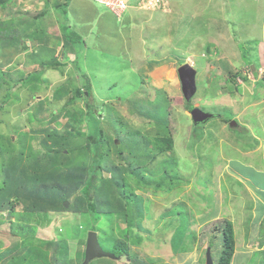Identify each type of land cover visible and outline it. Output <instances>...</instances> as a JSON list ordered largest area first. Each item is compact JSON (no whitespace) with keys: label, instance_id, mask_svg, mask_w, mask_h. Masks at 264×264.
Segmentation results:
<instances>
[{"label":"rangeland","instance_id":"rangeland-1","mask_svg":"<svg viewBox=\"0 0 264 264\" xmlns=\"http://www.w3.org/2000/svg\"><path fill=\"white\" fill-rule=\"evenodd\" d=\"M31 1L35 2L36 0H0V89L7 86L13 79L16 82L22 81L23 84L25 81L27 85H29L27 81L30 79H41L40 71L33 76H29L30 71L26 69H19L20 71L17 73H13L16 69L11 67L1 69L3 66L8 65V62H13L12 65L15 68L24 67L23 58L26 52L23 42L30 40V38L32 39L40 32L37 26L29 25L30 19L41 17L44 18V20L41 19L42 22L52 23L48 15L49 12L47 15H42L45 10L53 9L51 2L43 0L38 4L36 3L37 6L34 7L35 5L30 4L33 3ZM133 1L135 3L131 5V8L135 7L138 11L133 13L136 14L133 18L136 24H134L135 27H131V31L133 29L137 30L136 32L139 34L145 32L148 25L151 27L150 24L152 22H156V20L153 21L152 19L153 17L156 18L157 14L160 13L158 18L162 19V15L169 13L168 6L163 5L162 2L157 6H153L152 3L147 5V0H138L140 5L136 7V0ZM6 4L11 6L4 9L7 6ZM35 11H37V15H35ZM22 13H25V15ZM122 16L119 18H122ZM249 17L248 15L244 19L250 21ZM56 23L59 24V22ZM58 28V32H61L60 24ZM141 29L142 31H140ZM148 30H151V28ZM154 30L157 34L167 35L164 28L156 27ZM55 31H57V27L51 26L49 32ZM235 31L236 29L231 26V37L234 38L236 43L243 41L242 32ZM29 34L31 35L29 36ZM182 35L177 31V34L171 39L180 41L183 38ZM135 37L137 38V36L131 34V38ZM159 37H157L159 41L157 46L159 47L160 45L161 48L150 45L149 49L147 47L142 49L138 41H134V51L137 52V56L143 58L142 61L139 58L138 64L134 63L135 52H130L132 57L128 60L121 48H117V51H119L117 53L110 49L104 59L95 58L86 70L84 69L87 60H79L80 65L78 64L79 68H76V70L86 72L89 76L87 75L85 80V75L79 76V72L77 76L80 80L77 81L75 77L77 86L86 85L87 88H91L93 98L90 99L91 103L89 105L91 107L86 111L83 128L78 125L79 122L77 120L80 111H84L87 107L83 99H77L79 96L75 92H69L65 98L57 100L52 99V95L47 96L43 101L44 113L42 114V111L37 113V105L40 101L35 97L36 94H33V98L29 97L31 91H27L26 95H23L24 93L20 89L22 84H17L16 92L7 88L5 94L0 96V185L5 166L10 164L12 159L20 152L22 146H24V161L22 165L29 174H34L33 166L35 163L39 162L40 159L48 158V156L49 158H55V166L60 169L69 168L70 165L89 166L91 164L90 155H79L78 150L83 145L87 146V134L100 139L101 130L106 127L105 132L112 136L113 144L112 141L107 146L104 144L103 147L105 149H108L110 145L114 149L113 155L117 151L116 147H121L122 150L128 147L133 152H128L126 148L127 151H123L125 154L123 157L126 160L114 158L115 161L112 162V165L114 164L121 168H126L129 162L133 164L136 158L135 154L145 155L150 152L146 148V139L139 136L132 137L134 132H140V134L147 135L146 137L148 138L151 136V139L156 142L166 137H171L173 141L176 140L177 149L175 151L167 149L166 152L158 155L156 154L158 151H153V155L157 156L143 168L146 175L161 170L160 174L172 177L173 180L176 176L178 179L175 182V187L173 189H156L154 185L152 187H141L130 176L131 174L128 175L126 173L127 183L133 189L136 197L133 201L134 206L128 208L125 217L119 214L114 216L110 212L111 208L117 209L118 205L109 207L104 205L103 210H101L102 213L95 217H90L87 213L73 214L62 212L57 214L49 213L48 215L41 212L31 213V208H29L26 200L11 196L6 203V208L0 210V264H43L41 258L34 260L33 255H28L23 249L25 246H39L42 248L43 246L40 245L42 242L45 244L53 243L54 240H59V238L65 239L68 243L69 255L66 261L69 264H84L87 235L95 230L98 233L102 248L119 259H95L90 264H128L126 253L148 264H206V252L210 244L213 262L214 264H219L225 245H223L222 235L214 232L213 229L218 221L221 222L223 220L231 222L234 232L237 237L239 236L238 251L241 249L243 254L251 251L250 247L240 236L242 228L237 223L240 219L237 212L226 209L223 215L220 216L218 212L209 207L211 210L210 219L209 215L202 213L208 209L207 204L203 200L200 203V198L197 195H193L194 193L190 188L184 186V180L179 179L180 175L178 173L188 169L190 173H193V180L196 182H201L208 178V172L204 171L203 168L211 167L213 165L212 160L216 157L214 152L217 150V142H220L219 136L216 137V134L219 135L218 128L223 123L221 118L228 123L227 132H233L236 136L243 137L244 141H248L247 136L250 138L251 132L244 127L242 131L231 127V123L236 122L232 109L221 107L211 101L214 91L209 85H206V78L201 79L199 63L194 66L195 69H198L197 94L190 102L184 99L177 70L182 62L192 65V57L187 58L190 51L185 53L183 49L180 51L176 50V47L174 49V42L167 46L166 40ZM212 42L209 40L208 47L202 46L201 49H198L199 52H202V58L207 60L206 62L211 58L212 53L213 55L216 52L219 53L218 49H216V52L212 50L216 45L212 44ZM172 45L174 46L172 47ZM222 45H224L222 42L217 43V47H222ZM255 46L257 47V45ZM209 50H211V53L207 52ZM238 52L236 53L238 54ZM48 53V51H35L32 58L34 61L40 62L42 61L41 59L51 61L47 56ZM112 53H115L116 59L113 58L114 55ZM118 56H121V58ZM131 60H133L134 68L132 72H128L129 66L127 65L129 63L126 61ZM232 61V65L238 67L237 70L246 78L238 77L236 82L231 81L232 84L240 86L244 92H249L253 88L252 82L255 79L252 73L257 72L260 74V72L249 70L253 63H251L250 67L248 65H244V67L240 65L242 62L246 63L249 60L244 62L241 59H234ZM201 62L204 67L207 65H205L204 60ZM255 62L257 63V60ZM28 63H32V60L28 59ZM67 66V69H62L68 72L74 68L75 64L70 63ZM69 67L70 69H68ZM37 68L35 69L37 70ZM23 71L27 74L24 75ZM261 72L264 76L263 67ZM62 75L68 76L69 74L62 72ZM68 78L71 79V77ZM72 81L73 79L69 82L70 86L76 87V84L74 85ZM222 84L226 85V82L223 81ZM45 85L43 83L40 84L39 90L44 91L46 89ZM203 87L209 90L205 96H202ZM70 99H77L72 106L67 103ZM198 101H200L201 110L208 113H218L221 117L212 118L205 125L195 126L192 119L186 117L185 114H187V110L194 108L193 106L197 105ZM67 106L69 107L67 108ZM63 108H66V110ZM251 112H253V109ZM250 113L244 119V123H258L255 122L257 117L252 116ZM38 117L43 119L45 123H39ZM118 120L121 123L120 126L116 123ZM189 123H192L197 128L193 134L195 137L192 140H188V138L192 137L191 134H187L189 132L187 124ZM79 127L82 131L80 133L81 136L77 134ZM42 128H45L46 131H41ZM158 129L164 133H158ZM55 132H57L59 137L67 136L66 142L69 151L65 150L64 155L67 159H71L72 163L61 162L60 151L63 148L55 147L54 140L49 136ZM71 132L74 135H71ZM83 133H86V135L83 136ZM122 137L126 139L124 140ZM119 139H121V143H118ZM187 141L188 144H185ZM91 150L94 152V146L91 147ZM68 152H70V155H68ZM92 154L91 158L94 156ZM165 159H167V162L163 163ZM141 161L146 162L147 159ZM66 165L69 167H66ZM107 173L114 176L113 173ZM104 178L105 180L108 179L105 175ZM114 200L116 199L114 198ZM184 203L190 209L181 205ZM181 207L186 210L179 216L178 212H180ZM10 209H13L15 214L11 215L12 218L8 221ZM118 209L120 210V208ZM167 212H170V214L167 215ZM45 215H47L46 218ZM217 216L220 219L214 221L212 218ZM218 224L221 225L222 223ZM141 226L143 227L142 230L139 228ZM254 237L253 243L262 245L264 227L262 229L259 228L257 234L252 238ZM52 252L48 251V264H55L52 260ZM234 264H264V253H255L254 259L251 260L236 259Z\"/></svg>","mask_w":264,"mask_h":264},{"label":"crops","instance_id":"crops-1","mask_svg":"<svg viewBox=\"0 0 264 264\" xmlns=\"http://www.w3.org/2000/svg\"><path fill=\"white\" fill-rule=\"evenodd\" d=\"M41 1L43 0L31 1L33 3L30 4L36 7V3L38 4ZM56 1V7L45 10V13L42 14L47 15L49 12L51 24L42 22L41 19L44 20V18L41 17L30 19L29 21V25L33 24L39 28V33L44 34V39L43 41L38 40L34 36L32 39L30 38V40L23 42L26 52L23 58L24 67L15 68L12 65L13 62H8V65L1 68L11 67L12 69H16L13 73L26 69L30 71L29 76H33L40 71L41 79H30L27 81L29 85L25 81L23 84L22 81L16 82L13 79V81L11 80L8 83V87L5 86L3 89H0V96L5 94L7 88L15 91L17 84H22L20 89L24 93L23 95H26L27 91H31L29 97L33 98V94H36L35 97L41 102V104L38 102L37 107L42 106L44 104L43 101L50 95L53 96L52 99L54 100L65 98L66 92L70 91V88L66 87V85L70 84V80L73 79L72 82H74V85L76 84V87H73L78 88L79 86H77L75 77L77 81L80 79L77 74L79 72V76H83L84 74L85 79L88 75L86 72L76 70V68H79V60H87L84 69L86 70L95 58L104 59V56H106L107 51L110 49L116 51V53L119 52L117 48H121L122 52L124 51L123 53L130 60L132 57L130 52H135L133 48L134 41H138L142 49H144L143 47L149 49L150 45L157 48L159 44L157 37L160 36V39L166 40L167 46L174 42L175 46L172 45L174 49L175 47L179 51L183 49L185 53L190 51L187 58L192 57L193 62H191L193 66L197 63L200 64L201 79L206 78V85H209L214 91L211 101L221 107L231 108L235 114V121L237 123L233 128L242 131L244 127L249 129L251 135L250 138L247 136L248 141H244L243 137L236 136L233 132L228 133V123L221 118L223 123L218 128L219 135L216 134V137L219 136L218 138L220 139V142H217V150L214 152L216 157L212 160L213 165L211 167L203 168L204 171L208 172V178L201 182H196L193 180V173H190L188 169L184 172H178L179 178L184 180V186L190 188L194 193L193 195H197L200 198V203L203 200L207 204L208 209L202 213L209 215L211 212L209 207L218 212L220 216L223 215L226 209L237 212L240 217L237 223L242 228L240 236L250 247L251 251L246 254H243L241 249L238 251L239 236L237 237L235 233L236 251L231 264H234L236 259L251 260L254 259L255 253H264V240L262 245H259V243L254 244L253 240L255 237L252 238L257 234L259 228L262 229L264 227V76L261 72L262 67L264 72V0H165L162 3L166 7L168 6L169 13L162 15V19L158 18L160 13L157 14V17H153L152 19L153 21L156 20L157 23L155 21L152 22L150 24L151 27L148 25L146 31L140 34L136 32L137 30L133 29L134 31H131V27H135L134 24H136V21L133 19L136 14L133 13L138 10L135 7L125 12V15L123 13V16L121 15L122 18H119L107 8L90 1ZM10 6L7 5L4 9ZM35 12V15H37V11ZM22 14L25 15V13ZM248 15L250 16V21L244 19ZM56 22H59L61 32H58L59 24ZM53 23L55 24L53 25ZM29 25L27 24V26ZM51 26H56L57 31L49 32ZM231 26L236 29L235 32H242L244 36L243 41L236 43L234 38L231 37ZM156 27L166 29L167 35L157 34L154 30ZM149 28L151 30H148ZM177 31L183 34V38L180 41L176 40V42L172 39L177 34ZM65 34H68L70 37V40L68 39L70 46L69 44L67 45ZM131 34L137 36V38H131ZM208 39L211 42L213 41L212 44H216L212 50L216 52V49H218L219 53L216 52L215 56L212 53L211 58L206 62L207 60L202 58V52H199L198 49H201L202 46H207ZM220 42L224 45L217 47V43ZM158 48H161L160 45ZM48 50L54 51L53 54L50 52L47 55L51 57V61L47 62L54 63L56 60L57 67H43L40 61H34L32 58L35 51ZM67 50L70 51L68 59L65 57ZM237 51H239L238 54L236 53ZM207 52L211 53V50ZM112 54L114 55L113 58L116 59L115 53ZM135 54L134 63L138 64L139 58L141 61L143 58L137 56V52ZM28 59H31L32 63H28ZM234 59H241L244 62L245 60H249L246 63L242 62L240 65L243 67L244 65H248L250 67L251 63H253L255 71L260 72V74L257 72L252 73L255 79L252 82L253 88L249 92H244L240 86H235L229 81L228 77L240 72L237 70L238 67L232 65V60ZM254 59L257 60V63ZM199 60H204L205 65H207L204 67ZM132 61H126L129 63L127 65L129 66L128 72L133 71L134 65ZM70 63L75 64L73 69L68 72L62 69L66 68ZM182 64H185V62H182ZM36 67H38L37 70L35 69ZM196 70L198 69L196 68ZM62 72L69 75L63 76ZM23 74L26 75L27 73L23 71ZM68 77H71V79ZM223 81L226 82V85L222 84ZM42 83L46 84L44 91L39 90V85ZM2 84L4 85V83ZM208 91V89L203 87L202 96H205ZM199 103L200 101L195 106L201 109ZM252 109L253 112L250 113ZM43 113L44 111L42 110ZM186 113L185 116L192 119L191 115H189L190 112L186 111ZM249 113L257 117V121L255 122L258 123H244V119L247 118ZM210 114H213L214 118L221 117L218 113ZM187 126V129H189L187 134H191L192 136L188 140H192L195 137L193 134L197 128L192 123L187 124ZM185 144H188V141ZM176 147V140H174L172 151H175ZM181 205L183 207L187 206L186 203ZM187 209L190 208L187 206ZM183 210L186 209L184 208ZM212 219L218 221L220 218L217 216Z\"/></svg>","mask_w":264,"mask_h":264},{"label":"trees","instance_id":"trees-1","mask_svg":"<svg viewBox=\"0 0 264 264\" xmlns=\"http://www.w3.org/2000/svg\"><path fill=\"white\" fill-rule=\"evenodd\" d=\"M50 2L53 7H56V0H52ZM40 34L41 33H37L35 35V38L43 41L44 34ZM65 37L67 39V45L69 44L70 46L69 35L65 34ZM53 51L48 50V52H52V54ZM69 56L70 51L67 50L65 52L66 59H68ZM41 60L43 67H57L58 65L56 63V60L54 63L44 61V59ZM249 70L252 71L251 69ZM238 77L246 79L242 73L237 72L236 74L229 77V81L236 82V79ZM72 87L73 86H70V84H68V88H70V91L66 93L75 92L77 96H79L77 99H83L87 107L84 111H80L77 120L79 122L78 125H81L80 127L83 128V122L86 115V111L91 107V105H89V103H91L90 99H93L91 94V88H87L86 85H81V87L79 86L78 88L73 87V89ZM77 99H70L67 102L68 105L72 106V104H74ZM68 107L69 106H67V108ZM43 108V106L38 107L37 113L44 110ZM63 109L66 110V108ZM192 110L193 108H190L189 112ZM37 120L39 123H45V121L43 119H40L39 117L37 118ZM116 123L118 126L121 125L119 120ZM80 127L77 131V134L81 136L80 133H82V131L80 130ZM102 130V137L100 136V139L95 138L91 134H87V146L83 145L78 150L79 155H90L91 164L89 166L70 165L69 167L68 165H66V167L69 168L60 169L59 167L55 166V158H49L48 156V158L40 159V163H35L33 166L34 174H29L28 171L22 165V162L24 161V146H22L20 152L15 156V158L12 159L10 164L5 166V169L3 171L2 183L0 185V210L6 208V203L11 196H17L20 199L26 200V202L29 204V208H31V213L41 212L47 215L49 213L57 214L62 212H70L73 214L87 213L90 217H95L102 213L101 210H103L102 208L104 205H108V207L111 205H118V208H120V210L118 208H111L110 212L114 216L119 214L125 217L128 208L134 206L133 201L136 197L135 193L133 192V189H131L127 183V178L125 176L126 173L128 175L131 174L130 176H132L136 183L140 184L139 186L141 187H152L153 185L156 189H171L175 187V182L178 179L176 176L173 180L172 177L160 174L159 172L161 170L146 175L145 169H143L149 163V161L154 160L158 154H163L167 151V149H172L174 141L170 136L169 137L171 138V140L170 138L166 137L164 139L162 138L163 140H159L156 142L151 139V136L148 138L146 137L147 135L140 134V132H134L132 137L139 136L140 138L146 139V148L150 150V152H147L145 155H137L134 153L136 155V158H133V164H130L129 162V165L126 168H121L120 166L114 164L112 165V162L115 161V157L120 158L121 160H126L123 155H125L124 152L127 151L128 147H126L127 149L125 148V150H122L121 147L115 146L117 151L115 152V155H113L114 149H112L110 145L108 146V149H105L103 147L104 144L107 146L110 141H112L113 144V138L105 132L106 127H104ZM41 131L45 132L46 129L42 128ZM157 131L158 133H164L162 130L159 129ZM70 134L74 135L73 132H71ZM85 135L86 133H83V136ZM49 136L54 140L55 147L63 148L60 151L61 162L70 163L71 159H67V157L64 155V151L68 150L66 142L67 136L59 137L57 136V132L51 133ZM122 139L125 140L126 138L122 137ZM120 140L121 139H119L118 143H121ZM92 146H94V152L93 150H91ZM153 151H158V153H156V156L153 155ZM128 152L132 151L128 149ZM57 153L59 154V152ZM92 153L94 154V156ZM91 154L93 158H91ZM68 155H70V152H68ZM144 159H147V161H141ZM166 162L167 159L163 161V163ZM104 172L113 173L114 176L110 175V177L105 180ZM115 187H117V189H115ZM114 198L116 200H114ZM65 201H70V208L66 209L64 207ZM183 209L184 208L182 207L180 208V212H178L179 216L185 211ZM9 212L12 216L15 214L13 209H10ZM166 214L168 215L170 214V212H167ZM47 215H45V218ZM218 223L222 224L219 225ZM218 223L213 230L214 232H220L223 239V245H225V249L222 252L223 254L221 256L219 264H231L235 254V232L233 230L231 222L223 220L221 222L218 221ZM139 228H141V230L143 229L142 226ZM40 245H42L43 247L40 248L39 246H25L23 251L26 252L28 255H33L34 260L41 258L43 260V264H48V251H53L51 256L55 264H69L66 261V259L68 260L69 248L68 243L65 239L59 238V240H54L53 243L49 242L46 244L42 242ZM81 245L84 246L83 244ZM208 247L212 248L211 244ZM23 251L22 253H24ZM126 257L128 259V264H148L144 261H140L139 258H136L129 253H126ZM64 259L65 261L63 262Z\"/></svg>","mask_w":264,"mask_h":264},{"label":"water","instance_id":"water-1","mask_svg":"<svg viewBox=\"0 0 264 264\" xmlns=\"http://www.w3.org/2000/svg\"><path fill=\"white\" fill-rule=\"evenodd\" d=\"M251 69L255 71L254 66H252ZM177 73L181 83L183 97L187 102H190L197 94V70L190 64H183L178 68ZM190 115L195 125L205 124L210 119L214 118L213 114L204 112L197 107L191 111ZM235 125H237L236 122L231 123V127ZM105 176L108 178L110 174L105 172ZM64 207L66 209L69 208V201L64 202ZM11 218L12 216L9 212L7 220L10 221ZM101 258L119 259L114 254L105 251L100 245L98 233L96 231H91L87 235L84 264H90L93 260ZM206 264H214L211 248L207 249Z\"/></svg>","mask_w":264,"mask_h":264},{"label":"built area","instance_id":"built-area-1","mask_svg":"<svg viewBox=\"0 0 264 264\" xmlns=\"http://www.w3.org/2000/svg\"><path fill=\"white\" fill-rule=\"evenodd\" d=\"M90 1L96 4H99L105 8H107L114 15L121 17L123 13H125L129 8H131L132 4L135 2L133 0H85ZM142 1V0H141ZM148 4H153V6L159 5L161 2L165 0H147ZM140 5V2L136 0V7Z\"/></svg>","mask_w":264,"mask_h":264},{"label":"clouds","instance_id":"clouds-1","mask_svg":"<svg viewBox=\"0 0 264 264\" xmlns=\"http://www.w3.org/2000/svg\"><path fill=\"white\" fill-rule=\"evenodd\" d=\"M185 64H187V63H185ZM182 65H183V64H182ZM252 72H253V71H252ZM194 108H196V107H194ZM194 108H193V109H194ZM190 113H191V112H190ZM206 123H207V122H206ZM109 177H110V176H109ZM69 205H70V203H69ZM96 232H97V231H96ZM217 233H220V232H217ZM208 248H209V247H208ZM206 253H207V252H206Z\"/></svg>","mask_w":264,"mask_h":264}]
</instances>
